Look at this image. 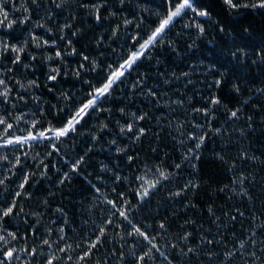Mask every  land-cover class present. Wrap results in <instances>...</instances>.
Returning a JSON list of instances; mask_svg holds the SVG:
<instances>
[{"label":"snow or ice","instance_id":"6c2138e0","mask_svg":"<svg viewBox=\"0 0 264 264\" xmlns=\"http://www.w3.org/2000/svg\"><path fill=\"white\" fill-rule=\"evenodd\" d=\"M257 125L264 0H0V264H264Z\"/></svg>","mask_w":264,"mask_h":264},{"label":"trees","instance_id":"16d2710c","mask_svg":"<svg viewBox=\"0 0 264 264\" xmlns=\"http://www.w3.org/2000/svg\"><path fill=\"white\" fill-rule=\"evenodd\" d=\"M248 19L251 20V17H249ZM253 23L257 29V32L254 36V40L258 42L260 22L257 20V21H254ZM209 47H211V46H209ZM205 55H208V53H205ZM66 87H72V85L67 84ZM248 139L251 141L252 149L258 150L257 154H259V150H264V130L261 129L260 125H257L256 130L250 134ZM98 158L99 159H106V156L102 153ZM203 168H204L206 175H214L216 179H226V177H223L221 175H217V173L222 171L220 169L219 165H217V164L205 163L203 165ZM78 198L79 197H77V199Z\"/></svg>","mask_w":264,"mask_h":264}]
</instances>
